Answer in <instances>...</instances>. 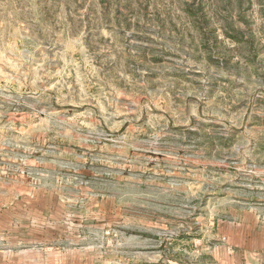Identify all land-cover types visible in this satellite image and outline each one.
I'll return each mask as SVG.
<instances>
[{
	"label": "rangeland",
	"instance_id": "374dc122",
	"mask_svg": "<svg viewBox=\"0 0 264 264\" xmlns=\"http://www.w3.org/2000/svg\"><path fill=\"white\" fill-rule=\"evenodd\" d=\"M0 264H264V0H0Z\"/></svg>",
	"mask_w": 264,
	"mask_h": 264
}]
</instances>
